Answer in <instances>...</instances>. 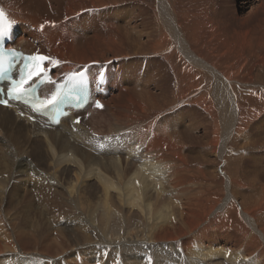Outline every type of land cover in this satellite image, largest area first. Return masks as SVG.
I'll return each mask as SVG.
<instances>
[{"label":"bare ground","instance_id":"obj_1","mask_svg":"<svg viewBox=\"0 0 264 264\" xmlns=\"http://www.w3.org/2000/svg\"><path fill=\"white\" fill-rule=\"evenodd\" d=\"M129 1L0 0L14 46L107 85L78 125L0 107V264H264V162L229 150L264 145V0Z\"/></svg>","mask_w":264,"mask_h":264},{"label":"snow or ice","instance_id":"obj_2","mask_svg":"<svg viewBox=\"0 0 264 264\" xmlns=\"http://www.w3.org/2000/svg\"><path fill=\"white\" fill-rule=\"evenodd\" d=\"M14 23L15 21L9 19L3 9H0V41H5L9 38ZM43 27L44 25H41V28ZM9 51L16 54L15 49H10ZM47 63L58 66L60 62L58 60L53 61L51 57L39 53L26 57L25 63L20 69L19 79H10L5 95L15 101L24 100L25 103H28L29 99L34 103L39 100L37 96L38 85L55 83L49 75L50 70L46 67ZM68 79H70L72 86L83 84L86 80V73L78 71L73 73ZM62 100L63 96L59 91L53 92L50 96L39 100V106L33 107L32 111L46 113L50 108L59 110ZM0 105L11 107L7 98H0ZM96 106L103 107L99 103ZM20 115L23 116L24 113L21 112ZM76 122L79 123V120ZM148 262L149 264H154L151 257H148Z\"/></svg>","mask_w":264,"mask_h":264},{"label":"rangeland","instance_id":"obj_3","mask_svg":"<svg viewBox=\"0 0 264 264\" xmlns=\"http://www.w3.org/2000/svg\"><path fill=\"white\" fill-rule=\"evenodd\" d=\"M230 1V2H229ZM233 0H219V3L221 4V3H224V7H225V5H230L231 6V8L233 9L234 7V3L232 2ZM236 1V0H235ZM217 3H218V1H217ZM227 3V4H226ZM125 4V3H124ZM233 4V5H232ZM138 5H140L139 4V2H138V0H130L128 3H126V5H123L122 4V7L120 8H118L117 10H115V9H112V10H110L111 11V13H114L113 14V17L112 18H115L116 20H118V18L121 16V14H122V11L123 12H125L126 14H128V13H132V16H133V18L134 19H136L137 18V16L139 17V18H142V16H143V18H145L149 13H151V15H152V17H153V20H154V12H153V10H146V12L145 13H143V15H141L140 16V14H139V11H138ZM255 5V4H254ZM230 6H229V8H230ZM218 7H221V6H218ZM137 8V9H136ZM250 7H248L247 9H244V10H239V8L238 9H236V14H238L240 17L243 15H246L247 14V11H248V9H249ZM106 10V9H105ZM114 10V11H113ZM135 10V11H134ZM110 11H107V12H110ZM124 13V18H123V22L121 23V25H124V26H127V15ZM234 13V15H236ZM106 18H107V16H105ZM110 17V16H109ZM151 17V16H150ZM126 19V20H125ZM147 19V18H146ZM141 19H139V21H140ZM151 20V19H150ZM125 22V23H124ZM129 27H131V26H129ZM35 45V44H34ZM36 46V45H35ZM242 89V88H241ZM244 90L246 89V88H243ZM242 89V90H243ZM203 114H204V112H203ZM198 115V114H197ZM196 116V115H195ZM258 120H257V122H258V124L263 128V126H264V112L257 118ZM190 123H186V125H189ZM257 124V125H258ZM254 125H256L255 123H254ZM253 125V126H254ZM42 126V125H41ZM255 127V126H254ZM253 127V129L252 128H250L248 131H246V132H244L243 134H242V136L241 135H239V136H237L238 134L237 133H235V134H237V135H235V136H237V138L240 140V141H244V142H241V145L240 146H242V148H239V151H231L232 149H229L230 150V152L232 153V157L234 156H239L240 154L241 155H243V156H245V158L244 159H242V161H243V163H247L248 162V165H249V163H250V160H249V158L248 157H250V158H254V156L253 155H251V154H255V155H258L259 157H257V159L258 160H261V161H263L264 162V145H263V143H261L260 144V146H256V147H253V146H255V145H251V141H252V139L250 138L251 136H250V132H251V130H254L255 128ZM248 136H250L249 137V139L248 140H250V141H248L247 140V137ZM261 138V137H260ZM52 139V138H51ZM66 139L67 140H69L67 137H66ZM71 139V138H70ZM72 140V139H71ZM69 140L71 143H73L74 141L72 140ZM47 141V142H46ZM46 141H42V142H40V146L38 147V148H40L41 146H43V145H45V144H48L49 145V141H51V140H46ZM239 141V142H240ZM245 142L247 143V144H245ZM51 143H53L52 141H51ZM75 143V142H74ZM242 143H243V145H242ZM231 144H233V143H231ZM58 146V145H56V144H51V146ZM74 145V144H73ZM235 145V144H234ZM249 147L251 148V149H249ZM238 148V147H237ZM236 148V149H237ZM255 150V151H254ZM258 150V151H257ZM263 151V152H262ZM209 151H207V152H204V153H208ZM238 152V153H237ZM234 153V154H233ZM258 153V154H257ZM236 154V155H235ZM239 154V155H238ZM245 154H247V155H245ZM212 158H214V157H216L215 155H210ZM261 156H263V157H261ZM247 157V158H246ZM260 157H261V159H260ZM14 161H16V160H14ZM245 161V162H244ZM211 167L212 168H214V164H212L211 165ZM34 180H35V178H34Z\"/></svg>","mask_w":264,"mask_h":264}]
</instances>
